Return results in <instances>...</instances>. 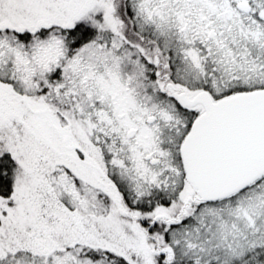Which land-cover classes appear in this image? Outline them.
<instances>
[{
  "label": "snow or ice",
  "instance_id": "6c2138e0",
  "mask_svg": "<svg viewBox=\"0 0 264 264\" xmlns=\"http://www.w3.org/2000/svg\"><path fill=\"white\" fill-rule=\"evenodd\" d=\"M0 264H264V0H0Z\"/></svg>",
  "mask_w": 264,
  "mask_h": 264
}]
</instances>
